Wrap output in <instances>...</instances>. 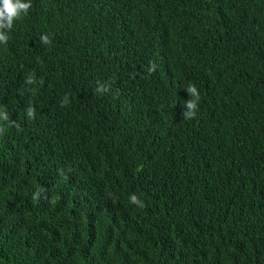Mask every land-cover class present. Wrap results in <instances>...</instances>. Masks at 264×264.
Here are the masks:
<instances>
[{
  "label": "trees",
  "instance_id": "obj_1",
  "mask_svg": "<svg viewBox=\"0 0 264 264\" xmlns=\"http://www.w3.org/2000/svg\"><path fill=\"white\" fill-rule=\"evenodd\" d=\"M19 23L0 44V264H264V0H42ZM183 81L204 92L193 119Z\"/></svg>",
  "mask_w": 264,
  "mask_h": 264
},
{
  "label": "clouds",
  "instance_id": "obj_2",
  "mask_svg": "<svg viewBox=\"0 0 264 264\" xmlns=\"http://www.w3.org/2000/svg\"><path fill=\"white\" fill-rule=\"evenodd\" d=\"M41 4H42V0H0V44L4 45L6 43H9L8 39L10 35H12L14 30L20 31V30L29 29V32H31V30H33L32 26L26 25V27L22 29L20 26H22L23 24H20L19 21H22L30 13L41 11ZM31 7H35V8L29 11ZM25 14H28V15L24 16ZM198 15L199 14H196V15L191 14V16H194V17ZM80 33L88 34V37L86 38V43L88 44V48H90L94 56H98L100 62L101 61L121 62L118 59H111L106 49H104L106 46V43L110 44V42H108V40H105L103 36V33H108V32L100 33V32H97L95 28H88V29H82ZM134 36L135 35L133 36L131 35L128 38H132L133 40ZM41 40L45 44L49 43V38L47 36H42ZM135 41H136L137 47L138 46L141 47L142 43H140V39H138V41L137 39H134V43ZM130 42L131 40L123 44V55L125 58L129 54ZM60 45H63V44H60ZM87 53H90V52L87 51ZM173 57L174 55L172 54L171 58ZM187 63L189 66H195L197 70L199 71L207 72L206 71L207 67L204 64H202V62H195L193 64L190 61ZM154 68L155 66L153 65V67L150 70H154ZM120 69L121 68H118L117 70H115L116 72L113 73V76L117 75L118 77ZM31 82H32L31 79H29V83ZM216 87L217 85L214 84V79L211 80V84H208V79L206 80L205 87H204L206 93L212 95L214 92V88L216 89ZM95 89L98 93H101V94L111 91V90H108V87L106 85H100L99 83L95 84ZM177 95H178V98H177L178 100H183L182 102H185V110L183 112V119L195 118L196 112L198 113V109H197L198 104H202V100L204 97V92L202 88L200 86L196 87L194 84H189L188 82L183 81L179 83L177 86ZM64 103L67 104L68 100L65 99ZM199 110L201 112V109ZM33 115H34L33 110L29 109L28 116L32 117ZM0 119L7 120L8 114L5 113L4 111H0ZM235 181L236 180H230L229 183H233ZM243 183H245V181ZM238 187L239 186H237L236 188ZM133 202H135V197H133ZM208 202L212 203V201H208ZM220 202L226 204V202H223V201H220ZM215 208H217V206L214 207V211L216 210ZM211 210L213 214V209L211 208Z\"/></svg>",
  "mask_w": 264,
  "mask_h": 264
},
{
  "label": "bare ground",
  "instance_id": "obj_3",
  "mask_svg": "<svg viewBox=\"0 0 264 264\" xmlns=\"http://www.w3.org/2000/svg\"><path fill=\"white\" fill-rule=\"evenodd\" d=\"M9 90V89H8ZM132 182V181H131ZM252 204V203H251ZM256 221V220H255ZM98 226V225H97ZM234 227V226H233ZM121 231V230H120ZM174 236V235H173ZM101 239V238H100Z\"/></svg>",
  "mask_w": 264,
  "mask_h": 264
}]
</instances>
